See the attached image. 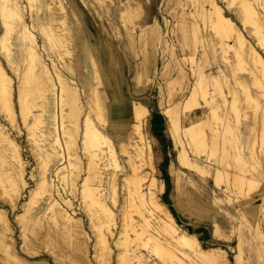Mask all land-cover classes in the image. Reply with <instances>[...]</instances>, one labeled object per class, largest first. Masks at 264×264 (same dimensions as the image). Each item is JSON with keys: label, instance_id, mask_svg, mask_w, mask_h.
Returning a JSON list of instances; mask_svg holds the SVG:
<instances>
[{"label": "rangeland", "instance_id": "rangeland-1", "mask_svg": "<svg viewBox=\"0 0 264 264\" xmlns=\"http://www.w3.org/2000/svg\"><path fill=\"white\" fill-rule=\"evenodd\" d=\"M126 1L41 0L39 7L32 10L26 0L22 2L24 21L37 36L46 62L53 71V59L70 83L76 86L81 99V118L84 119V114L88 113L96 126L109 136L115 146L119 166L111 158L104 162L99 157L90 163L81 144L80 129L76 138L82 170L76 194L71 193L68 187L65 190L54 170L57 163L61 162L59 166L67 164V149L61 160L57 162L53 157L50 163L53 168L51 177L60 187L61 194L71 199L73 205L65 207L81 221L79 226L71 232L61 230L60 225L48 216L52 213L49 209L39 213L37 224L26 226L25 217L40 211L43 206V199L29 207L27 201L40 179L42 158L39 149L46 148L45 140L38 135L36 140L39 142L36 143L22 116L18 114L16 121L11 122L8 111L0 106V122L18 143L25 167L26 183L24 185L18 180L19 195L13 199L14 191L5 175L11 158L6 150L7 142L0 139V171L3 172L0 178V212L11 225L14 248L22 259V263L16 264H121L124 249H129L126 257L134 262L132 251H136L142 256L143 264H264V247L260 252L256 251L258 245L264 244L263 68L253 63L247 52L243 56L237 54V32L227 33L211 21L206 9L212 6L208 0H200L201 3L196 0H132L141 8L131 18L122 15ZM216 1L246 37L243 50L249 51L248 47L254 46L264 59V0H249V3L245 0ZM247 3L252 4L250 6L259 15V20L243 16V4ZM139 22L147 29L141 35ZM151 22L157 23L154 29L157 38L153 40L149 35L147 37ZM258 24H261L259 30ZM43 27L47 30L53 27L59 34V41L52 36V42L59 50L51 51L50 56L43 46L46 39ZM3 32L0 20V36ZM0 60L17 85V72L1 53ZM202 77L205 80L196 94L195 106L200 107V100L205 105L203 127H199L202 117L198 114L199 109L194 110L196 114L190 121L182 122L181 114L186 113L183 109L188 106L189 92ZM108 78L117 81L116 86H119L120 96L116 99L107 100ZM55 96L50 112L57 115L61 114L63 105L57 94ZM14 102L18 110L16 96ZM133 102L146 108L137 118L133 113ZM114 107L122 109L118 117L112 114ZM80 121L82 126L83 120ZM59 123L64 143L61 116ZM191 123L199 134V141L193 144L194 150L187 148L188 153L204 172L207 170L202 173L205 177L194 172L201 173L196 167L183 164L180 158L182 146L179 137L185 136L182 126ZM213 127L217 128V145H211ZM36 131L40 134L38 129ZM37 144L40 148L36 147ZM225 146L229 154L225 152ZM239 152L246 157L243 161L236 159ZM176 163L186 171L183 175L173 169ZM219 169L224 174V178H218L220 182L215 176L220 192L215 191L207 178L214 171L217 174ZM188 170L193 171L194 177L187 174ZM89 172L90 184L96 192L93 200L104 202L116 218L114 234L108 235L106 249L98 242L90 218L91 211L95 208L100 211L101 206L95 202L97 206L89 205L91 198L86 202L80 194L83 178ZM251 177L259 180L252 187L248 181ZM135 179L141 180L144 192H154L162 210L157 206L156 212L153 210L149 215L152 209H145L143 200L138 197L129 203L128 190L134 186ZM114 182L116 204L111 193ZM125 214L129 220V242L123 241ZM165 214L167 216L164 217ZM160 216L163 217L161 221ZM146 217L150 225L146 224ZM171 221L175 222L181 234L193 237L190 241L194 248L213 252V257L197 262L194 248L179 246L167 235L164 225L171 224ZM133 227L139 231L146 230L137 238ZM150 233L161 238L171 254L166 252L168 256L165 253L160 256V244L153 249L152 241L145 243ZM181 251L189 255L185 256ZM4 255L0 249V256Z\"/></svg>", "mask_w": 264, "mask_h": 264}, {"label": "bare ground", "instance_id": "bare-ground-1", "mask_svg": "<svg viewBox=\"0 0 264 264\" xmlns=\"http://www.w3.org/2000/svg\"><path fill=\"white\" fill-rule=\"evenodd\" d=\"M23 1L25 0H0V20H1L2 26L4 27V32L0 36V53L3 54V56H5V60L7 64L17 72V75L19 77V82L16 85L15 82H13V78L7 72V69L5 68L2 61L0 60V106L4 108L6 111H8V115H9L11 122L16 121L18 114L22 116L24 121L29 126L28 128L30 129V134L34 137L36 143L39 142L38 140H36V137L38 135L39 137L40 136L43 137L42 139L45 140L44 146L46 148H44V150L39 149L40 150L39 153L41 154V158H42L41 167H40L41 168L40 179L37 182V186L34 188V190H32L30 199H28L27 201L28 202L27 205L29 207L30 204L33 205L34 203L39 202L40 199H43V203H42L43 206L40 208V211L36 213L32 212L30 215L26 216L24 220V224L28 227L31 224L34 226L35 224L38 223V220H40L39 213L43 210L49 209L52 213L49 214L48 216L52 218L57 224L60 225L61 230L71 232V230L75 226H79L78 223L81 221L67 210L68 208H66L65 206L71 207L73 203L70 198L61 194L60 187L56 186L54 182V178L51 177L50 172L53 168H51L50 163L52 161V158L56 157L57 162H58L59 160L63 158V154L65 150L67 149V154H68L67 164L63 166H59L61 165V162L59 164L56 162L57 164L54 170H56V174L61 180V183L64 186L65 190H66V187H68V189H70L71 193L73 194H76L78 191L77 180L82 170L81 164L79 162L80 156L77 153V148H78L77 146L79 143L76 138V135H78L77 133L80 131V129H81L80 133L82 134V143L81 142L80 143L82 144L84 151L88 154L89 156L88 158H90V163H93L95 158L100 157V159L103 160L104 162L108 160L106 158H111L114 161L116 166H119V164L117 162L116 150L114 149L115 146H113V142L111 141L109 136L104 134L102 130H100L96 126L91 115H89L88 113L84 114L85 115L84 119L81 118V113H82L81 112L82 111L81 102H80L81 99L79 96L80 93H78L76 86L70 83L69 81L70 79L64 75L62 70L59 68L58 64L54 62L53 59H51L53 71L51 67L48 65L49 62L48 63L46 62L44 58L45 56H43L40 50L41 48L38 44L37 36L30 28V25H28L26 21H24V8L22 5ZM26 1L29 3L31 10L34 9V7H39V5L41 4V0H26ZM196 1L198 3H201L200 0H196ZM208 1L212 5L211 8L209 7L206 8L208 10L207 15L211 18V21L216 23L219 26V28L224 29L227 33H231L232 31L237 32V38H236L238 42V47L236 49L237 54L240 56H243V54L247 52V54L250 55L251 61H253V63L257 65H260L259 67H262L263 72H264V59L262 58V56L257 52L254 46H249L248 47L249 51L243 50V46L245 45V40H246V37L244 36V34L240 31V29H238L234 21H232V19L224 13L223 7L220 6L216 0H208ZM245 1H248L249 3V0H245ZM37 3H38V6L36 5ZM248 3L245 5L243 4V16L245 18H249L253 16V19L254 17H256L259 20V15L256 14L254 12V9L251 7L252 4H250L251 5L250 6ZM139 7H140V4H136L135 2L133 3L132 0H127L124 4L122 15H124V17L126 16L127 18H131L135 14V12H138ZM142 25L140 26V29H142V32L140 33V35L142 33L143 34L145 33L143 31L145 28H143ZM156 25L157 23L152 24L149 27L150 29L148 28L147 37L149 35V38L151 40L157 38V34L154 30ZM260 25L261 24H258V27H257L258 30L260 28ZM15 30L16 32H14ZM42 30L44 31V34L46 36V39H44L45 44H43V46L45 50H48L47 51L48 56H50L51 51L54 52L56 51L55 49L59 50L57 44L52 42V36H54V38L58 40L59 34L53 27L49 28V30L43 27ZM146 30L147 29H145V31ZM47 31H49L50 33L48 34ZM13 32H14V36H13ZM47 41H50L51 43H48ZM203 79L204 78L202 77L198 81L199 82L197 83L198 85L196 87L194 86L189 92L191 93V95L186 102V104L188 103V106L185 107V105H183L185 107V109H183L185 110V112L194 111L198 109V108H195V106L197 107L196 94L199 88L200 89L202 88V85L205 80ZM263 79H264V76H263ZM116 85H118L117 81L113 80L112 78L107 79L106 92H108V96H107V93H105L106 94L105 96H107V100L108 98L116 99L120 96V92H118L119 90L117 89L119 88V86H116ZM56 94L59 100L61 101V104L63 105V109L60 110L61 114H57V115L56 113L50 112V105L53 104L51 103V101H52V98L54 99V97H56L55 96ZM15 96H16V100L19 106L18 110H16L15 108V102H14ZM133 103H134L133 113L135 117L137 118L141 116V112L145 111L146 108L141 103H138V102H133ZM227 103L228 102H226L225 105H227ZM121 112H122V109L117 108V107H114L112 110V114L115 117H118L119 114H121ZM60 116H61V125H62L61 131H62V136L64 137L65 144L62 142L61 137H60V130H59V124H60L59 117ZM30 119H32V121H30ZM80 120H83L82 126H81ZM203 120H204V117L202 116L198 122L199 127L200 126L203 127ZM37 129L39 130L40 134L37 133L36 131ZM216 129L217 128L215 127L212 128L214 134L212 133L213 135H212L211 145L218 144V140L216 138V132H215ZM182 131H184V134H185V136L179 137L180 138L179 141L182 146V149H180V158H181L182 163L185 165L196 167L199 171H201V173L207 172V170L204 172V170L200 168L198 163L194 162L191 159L188 153V149H187L188 147H190L192 150H194L193 144L199 141L198 132L193 128L192 123L190 125L184 124V126H182ZM0 139L3 140V142L5 141L4 143L7 142L6 150L9 151L10 158H11L10 168L7 172H5L6 179L8 183H10V189L14 191L12 192V194L14 195L11 194L12 197L13 196L18 197L19 190H20L18 186V180L23 182L24 185L26 183V180L24 178V168L25 167H24V159L21 154L22 151L20 152L18 143L15 141V139L12 136L9 135L8 131L6 130V128L1 122H0ZM101 144L103 145L105 144L106 147H102ZM36 147L40 148V144H37ZM224 149H225V152L228 153L226 146ZM61 150H63V152ZM245 158H246L245 155H243L240 152L236 156V159L239 161L241 160L243 161ZM105 164L107 165V163ZM89 169H91L90 164H89ZM1 174H3L2 170L0 171V178H1ZM223 175H224L223 172L219 169L216 174L217 180L219 181L220 177L222 178ZM90 179H91V174L89 172L83 178L80 194H82L83 199L86 202H87L86 199L91 198L89 199L90 200V203H88L89 205L95 206L96 205L95 203H97L98 205L100 204L99 206H101L100 211L96 208L91 211L90 218L96 230L98 242L99 243L101 242L104 248L106 249L108 248V243H109L107 239L108 235L114 234L113 227L116 224V218L113 213V210L109 208L108 206H106L104 202L101 203L100 202L101 200L99 201L98 199L93 200V194H95L96 192L94 193V188H92L93 186H91L90 184ZM248 181L251 187L255 184H258L259 182V180L255 177L249 178ZM153 182H154V179H153ZM133 183H134L133 184L134 186L128 190L127 199L129 197L128 199L129 203L132 201V199L136 197L140 198L141 200H143L142 204L144 205L145 209L147 208L148 210H150V208L152 209V211L150 212L147 211L149 215L153 214V210L157 206L161 207V210L163 209L162 204L158 202L153 191L144 192L143 185L140 179L133 180ZM96 190H99V189H96ZM9 191H8V194L10 193ZM111 193H113V198H112L113 202L114 204H116L117 203V190H116L115 182L113 183ZM165 216H167V214H165L164 217ZM160 218L161 219L159 220L161 221L163 217L160 216ZM144 220L145 222H147L146 223L147 225H150L148 217H146ZM170 223L171 224L169 225H166V224L164 225V229L167 231V235L171 237V239L174 240L176 244H178L179 246H182V247L189 246L191 248H194L193 247L194 243L191 242L192 241L191 239H193V237L192 238L190 237L191 238L190 239L189 236H187V234L185 233L181 234L179 232V228L174 224L175 222L173 223L171 221ZM128 226H129V220H127V217L125 214L124 226H122V228L124 227L122 233H124L123 241L125 242H129V240L131 239ZM132 229H133L132 231L135 232V236L137 238L142 236V233H144V231L146 230V229L145 230L142 229L143 231L142 230L139 231L135 227H133ZM157 233L158 234L161 233L160 230L158 232V228H157ZM55 240H56V237H55ZM148 241H152L150 243H152L153 249L155 246H157V244L161 245V249L159 252L160 256L164 255V253L166 255L167 253L171 254V252L166 250L165 248L166 244L164 245L161 238H159L158 236L150 233L145 243H147ZM263 247H264V244L258 245L256 247V251L260 252L261 251L260 248L263 249ZM0 249L5 254L4 256H0V258H2V260H0L1 264L22 263L21 261L22 259L19 258L14 248V241L12 240L11 225L8 219L5 217V215L1 212H0ZM109 250H110V247H109ZM193 250H195L196 255L194 256H196L197 262L199 261V259L203 260V262L208 261L209 258L213 257V254H212L213 252L211 251H210L211 253H209L207 251H203V249L201 248L199 249L194 248ZM123 252H124V257H122L123 258L122 260L120 258L121 264H143L142 256H140L136 251H132L133 252L132 259L135 258L136 259L135 262L137 263H135L133 260H130V258L126 257L127 253L129 252V249H124ZM181 252L185 256L189 255V253H187L186 251H181Z\"/></svg>", "mask_w": 264, "mask_h": 264}, {"label": "crops", "instance_id": "crops-1", "mask_svg": "<svg viewBox=\"0 0 264 264\" xmlns=\"http://www.w3.org/2000/svg\"><path fill=\"white\" fill-rule=\"evenodd\" d=\"M139 24H141L140 22H139ZM152 24H154V22H151V24H149V25H152ZM142 25V24H141ZM143 26V25H142ZM144 27V26H143ZM114 58V56H112V59ZM200 102H201V105H200V107L198 108L199 110H198V114L199 115H202V116H204V114H205V111H204V107H205V105H204V103H203V101H201L200 100ZM196 113H195V111H188V112H186V113H182L181 114V121L182 122H185V121H190V120H193V116L195 115ZM179 165H177V163H176V165H174L173 166V169H175V170H177L178 171V173H181L182 175L186 172V171H184V169L183 170H181L182 168L181 167H178ZM202 166V165H201ZM207 168V167H206ZM179 169V170H178ZM194 172H196V173H198V174H202V173H200V172H198V171H196V170H194ZM213 172V171H212ZM187 174H190V175H192L193 176V171H190V170H188L187 171ZM203 175V174H202ZM204 176V175H203ZM215 176H216V173H215V171L213 172V174H212V176L210 177V176H207V178H209L210 180H211V183H212V185H213V187H214V189H215V191H218V186H217V184H216V181H215ZM181 177V175H179V178ZM194 177V176H193ZM205 177V176H204ZM207 182H208V179L206 180ZM209 183V182H208ZM222 188V186L220 187V189ZM218 192H220V191H218Z\"/></svg>", "mask_w": 264, "mask_h": 264}]
</instances>
